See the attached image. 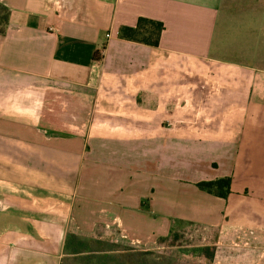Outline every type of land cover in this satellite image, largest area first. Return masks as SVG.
Segmentation results:
<instances>
[{
	"label": "crops",
	"instance_id": "crops-1",
	"mask_svg": "<svg viewBox=\"0 0 264 264\" xmlns=\"http://www.w3.org/2000/svg\"><path fill=\"white\" fill-rule=\"evenodd\" d=\"M0 5V251L50 238L61 250L71 232L98 224L153 246L183 225L219 230L220 262L264 264V235L234 206L245 198L236 165L264 76V0ZM140 18L164 25L158 46L120 37ZM48 91L89 109L83 133L42 128ZM223 177L227 199L197 187ZM28 253L15 264H49Z\"/></svg>",
	"mask_w": 264,
	"mask_h": 264
},
{
	"label": "rangeland",
	"instance_id": "rangeland-1",
	"mask_svg": "<svg viewBox=\"0 0 264 264\" xmlns=\"http://www.w3.org/2000/svg\"><path fill=\"white\" fill-rule=\"evenodd\" d=\"M6 10L0 5V22L5 18ZM236 187L243 193V200L234 206L239 213V217L247 215L255 221L253 229L259 230L264 235V76L258 77L255 82V89L252 92L250 108L248 110V123L246 124V134L244 146L241 149L240 157L236 165ZM261 225V227H259ZM252 227V226H251ZM92 235H83L78 232H71L64 240V245L60 251H52L58 240L50 238L45 241L28 240L18 245V249H2L0 251V264H15L22 254H42L49 260V264H95V261L88 260V254L75 252L67 249L78 237L80 241H86L88 250H96V241L117 243L129 246L138 252H149L144 258L151 264H227L228 261L220 262L223 255L224 243L226 239L217 229L201 230L190 226H180L170 234L168 239L156 245L138 247L119 237L116 231L106 229L103 224H98ZM228 240V239H227ZM96 242V243H93ZM208 243L212 249L204 248L201 244ZM230 243V242H229ZM78 244L77 242L75 245ZM235 246V242L231 243ZM230 245V244H229ZM43 246L39 251L38 247ZM237 247V246H236ZM241 248L239 253H245ZM238 250V249H236ZM234 250L233 252L235 253ZM38 252V253H37ZM55 252V253H54ZM54 253V254H53ZM237 255V252L235 253ZM212 255L215 256L213 258ZM239 255V254H238ZM252 257V255H250ZM248 255L249 260L251 259ZM59 258L60 261H59ZM246 258V257H245ZM218 261V262H216Z\"/></svg>",
	"mask_w": 264,
	"mask_h": 264
},
{
	"label": "trees",
	"instance_id": "trees-1",
	"mask_svg": "<svg viewBox=\"0 0 264 264\" xmlns=\"http://www.w3.org/2000/svg\"><path fill=\"white\" fill-rule=\"evenodd\" d=\"M164 25L158 21L140 18L136 27H122L120 29V37L128 41L143 43L150 46H158L161 32ZM89 109L85 108L82 103L73 96L59 93L56 91H48L44 97V106L41 114L40 124L42 128L49 129L65 134H81L84 126L88 121ZM197 187L211 195L219 198L227 199L232 193V178L223 177L212 181H202L197 183ZM173 234V231L171 232ZM168 239L160 238L159 244ZM78 243L75 245V243ZM96 250H88L86 241H80L75 237L72 244L67 249L75 254L84 251L88 254V260L95 261V264H151L145 256L149 252H138L137 250L117 243L105 241H96ZM93 242V243H96ZM18 249V246L14 247ZM39 251L43 250V246L38 247ZM58 243L50 252L58 251ZM54 252V253H55ZM53 253V254H54ZM23 255V254H22ZM144 257L142 260L141 258ZM61 258H59L60 261ZM60 264V263H59Z\"/></svg>",
	"mask_w": 264,
	"mask_h": 264
}]
</instances>
